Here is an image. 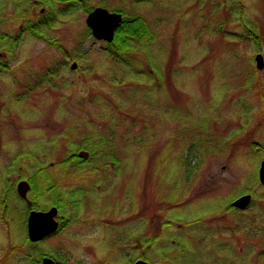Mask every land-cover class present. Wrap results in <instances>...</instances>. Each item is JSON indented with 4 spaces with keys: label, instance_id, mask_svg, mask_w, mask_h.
I'll list each match as a JSON object with an SVG mask.
<instances>
[{
    "label": "rangeland",
    "instance_id": "rangeland-1",
    "mask_svg": "<svg viewBox=\"0 0 264 264\" xmlns=\"http://www.w3.org/2000/svg\"><path fill=\"white\" fill-rule=\"evenodd\" d=\"M85 1L142 14L156 39L129 66L113 62L91 31L78 45L87 27L81 6L62 1L44 14L37 9L51 25L35 36L13 21L9 3L5 31L17 44L14 54V45L7 47L10 69L0 74V256L28 235L23 226L32 208L17 194L21 180L30 183L33 208L59 210L64 227L26 247L58 253L48 255L56 264H134L143 257L164 264V252L177 251L179 242L197 249L193 229L207 249L214 210L246 194L249 213L264 210V153L251 143L264 147V67L255 60L264 55V0ZM247 29L258 38L246 39ZM90 138L109 142L79 148ZM81 149L106 154L75 170L71 154ZM112 154L118 160L107 158ZM66 160L69 166L61 164ZM40 167L66 189L78 185L76 199L86 198L91 223L82 209L69 208L68 197L60 210ZM253 243L260 247L264 235ZM38 255L21 256L20 264L40 261Z\"/></svg>",
    "mask_w": 264,
    "mask_h": 264
},
{
    "label": "flooded vegetation",
    "instance_id": "flooded-vegetation-1",
    "mask_svg": "<svg viewBox=\"0 0 264 264\" xmlns=\"http://www.w3.org/2000/svg\"><path fill=\"white\" fill-rule=\"evenodd\" d=\"M55 2H62L58 0H0V68L7 67V61L4 59L7 56L6 49L9 48L8 44V35L6 33L7 29V17H8V8L9 3L13 4V9H15L16 4H24L25 7L23 10L27 13L29 18L31 17V12H36L37 9L40 13H45V10L48 7L53 6ZM65 3H68L65 1ZM35 9V10H34ZM37 14V12H36ZM35 23L33 26L35 27ZM23 25H21V29ZM252 146L264 153V147L261 146L258 142H251ZM98 157L102 156H94V157H85L80 158L72 157V161H76V168H87L88 165L85 163H81L80 161L83 159L94 160ZM108 159L115 160L116 156H107ZM118 160V159H117ZM117 161H111L109 163L115 164ZM105 163V162H104ZM41 169V173L45 178L50 179L52 176H47L48 172L43 168ZM77 185V184H76ZM86 195V194H84ZM87 196V195H86ZM88 198V196H87ZM86 198H81L77 200H71L77 204L72 207V209L78 208L82 209L87 218L86 220L91 223L92 220L88 219L90 212H86L83 209ZM246 205L244 207H239L233 203L222 205L220 209L214 210L212 212L211 222L214 224L208 230V239L209 244L208 248L202 246L201 235L196 230H192L193 234L197 235L198 243L196 245V250L190 248L183 242H179L177 244V251H165L164 264H264V244L260 247H257L253 240L256 238L263 237L262 231H264V210L254 209L251 213H249V207L252 206ZM78 207V208H77ZM96 214H101V211H97ZM228 216H232L235 220L233 222V230H230L232 227L231 223L228 220ZM100 223L99 221H95ZM197 226L196 222L194 223ZM98 226V225H93ZM234 234L232 237L230 234ZM219 234L223 236L222 239L219 238ZM238 235L241 237L239 238ZM242 239V243L238 241ZM250 239V241H247ZM244 246H243V245ZM240 245V247H239ZM255 247L258 251H255ZM261 248V249H260ZM0 264H3V261L0 259Z\"/></svg>",
    "mask_w": 264,
    "mask_h": 264
},
{
    "label": "trees",
    "instance_id": "trees-1",
    "mask_svg": "<svg viewBox=\"0 0 264 264\" xmlns=\"http://www.w3.org/2000/svg\"><path fill=\"white\" fill-rule=\"evenodd\" d=\"M60 1H67L69 6H81L82 9L88 13L91 9H93L94 6H91L89 4L86 3L85 0H60ZM106 5V4H104ZM17 6V5H16ZM23 5H18V12H21L20 10L22 9ZM70 10V9H69ZM117 11H120L122 13H124L125 17L123 22L121 23V25L116 29L115 32V36L114 39L111 42H107V52L111 59L113 60V62L119 61L123 64L132 66L131 61L134 60V55L136 54V52L138 50H141L143 47L145 48V50L149 47L152 46V44L154 43L156 36L155 33L152 30L151 24L149 22V20L143 16L142 14H136V13H129V15L126 14V12L124 10H119V9H115ZM14 22L16 23H23L24 27L23 29L26 31H30V33H34L38 36V34L43 33V34H47V29L46 26L51 25L50 22H41L39 20H37L35 18V20L33 19H27V21H29L28 25L26 23V16H22L21 13L17 14V16H14L13 19ZM39 21V22H38ZM33 23H35V27L33 26ZM31 27V28H30ZM246 33L248 34L246 39H257L258 36L257 34L255 35L254 33H252L251 30H246ZM90 34V29L88 27H86V31L81 35V40L80 43L78 45H83V40L89 36ZM17 40L13 41V38L11 35H9L8 37V43H9V48L11 46L14 45V49L13 50H9V54H14L15 52V46ZM18 46V45H17ZM143 50V49H142ZM67 58L69 60H71V57L68 53ZM5 69H10L9 66H7V68ZM50 70V69H48ZM258 72V71H256ZM254 76V73H251ZM34 72L33 71H29L28 72V77L30 78H34ZM45 78V77H44ZM259 87L263 89V86H261L259 84ZM255 90H257V87L255 88ZM264 98V95L262 96V99ZM91 141H94L93 138H90ZM108 140L105 139H98L97 141L85 144L79 148H92V147H96V148H100L104 142H107ZM109 142V141H108ZM194 149L193 145L189 147V150L192 152ZM105 154V150L102 149L100 152L97 151V153L93 154L95 155H103ZM72 157H75V153L71 154ZM68 160L64 161L63 165L67 166L68 165ZM186 168H185V172L186 174H192L193 171V167H194V162L192 160H187L185 163H183ZM66 172H63V176ZM65 177V176H64ZM30 181L34 182L33 179H30ZM42 181L44 182V185H49L48 188H46V191L48 192H55V196H56V201L55 204L60 208V210H64L66 208V200L68 197V201H70L71 199L75 198L76 195L79 192V189L76 187H68V189H66L67 187L64 185H59L60 182L58 181H54L51 179L49 180L48 178H42ZM52 184H49L51 183ZM43 185V187H44ZM42 187V188H43ZM68 193V194H67ZM67 195V196H66ZM66 197V198H65ZM65 198V201H64ZM34 207L36 208H40L38 207V203H37V199L34 198ZM8 213H10L8 211ZM5 215H7V212H5ZM26 221L24 222V230L25 232H27V228H26ZM64 227V224L61 223V229ZM60 229V230H61ZM21 241L19 243H15L13 244L12 248L10 250H6L4 251L5 253L2 254V256L0 257L1 261H3V264H20L21 261V256H26L29 257L28 259H32V257H37V253H39L38 256L42 257L44 255H51L52 253L46 252V251H40L37 252L36 250H28L26 247L28 244H32L28 237L27 234L22 237L20 239ZM23 248V251L21 250ZM37 252V253H36ZM6 255V256H5ZM55 257H59V254L56 253L55 255L52 254ZM5 256V257H4ZM64 260V263L67 262V256L61 257Z\"/></svg>",
    "mask_w": 264,
    "mask_h": 264
},
{
    "label": "water",
    "instance_id": "water-1",
    "mask_svg": "<svg viewBox=\"0 0 264 264\" xmlns=\"http://www.w3.org/2000/svg\"><path fill=\"white\" fill-rule=\"evenodd\" d=\"M123 20V14L119 12H110L107 8L96 7L89 12L86 22L91 27L93 35L98 39H105L111 41L114 37L116 28L121 24ZM257 67L262 69L264 67V56L262 53H258L255 57ZM75 66V65H74ZM87 151H81L80 156H87ZM260 180L264 183V160L260 167ZM30 189V183L27 180H21L18 183L17 191L19 195L27 199L28 204H32V201L27 198V192ZM251 195H245L238 198L234 204L245 206L249 203ZM58 214V208L56 206L50 209L43 210H31L28 217V236L32 241H38L54 233L59 228V221L56 220ZM34 264H55V261L51 257H45L41 263ZM134 264H150L145 260H137Z\"/></svg>",
    "mask_w": 264,
    "mask_h": 264
}]
</instances>
